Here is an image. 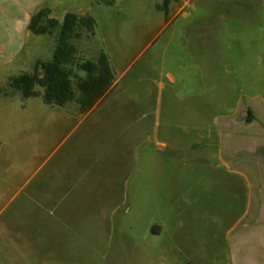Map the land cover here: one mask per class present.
<instances>
[{"label": "rangeland", "instance_id": "obj_1", "mask_svg": "<svg viewBox=\"0 0 264 264\" xmlns=\"http://www.w3.org/2000/svg\"><path fill=\"white\" fill-rule=\"evenodd\" d=\"M67 14L94 20L76 60L113 77L89 112L12 86ZM263 101L264 0H0V264H251L256 186L204 131Z\"/></svg>", "mask_w": 264, "mask_h": 264}, {"label": "trees", "instance_id": "obj_2", "mask_svg": "<svg viewBox=\"0 0 264 264\" xmlns=\"http://www.w3.org/2000/svg\"><path fill=\"white\" fill-rule=\"evenodd\" d=\"M43 13L32 17L29 29L33 34L42 35L49 32V26L55 21L43 23ZM92 30L94 20L67 14L61 27L59 46L53 60L38 64L44 70L33 74H23L15 78L12 86L25 98L39 96L38 88L44 90V102L51 106L64 107L76 101L82 112L91 111L113 87V77L107 57L101 55L97 62H78L76 48L72 39H79L81 29ZM83 73V74H82Z\"/></svg>", "mask_w": 264, "mask_h": 264}, {"label": "crops", "instance_id": "obj_3", "mask_svg": "<svg viewBox=\"0 0 264 264\" xmlns=\"http://www.w3.org/2000/svg\"><path fill=\"white\" fill-rule=\"evenodd\" d=\"M227 121L228 123H226ZM214 129H208L204 132H217V147L224 165L230 164V161H232L235 166L241 169L240 172L238 171L239 175H241L243 169L246 173L244 176L248 174L250 183L256 186L255 197H253L256 200L254 215L264 216V112L259 114L249 109L243 110L239 114L225 115L222 117V123L216 125L217 131ZM192 130H195V128H190V131ZM156 131L158 133V130ZM160 144L164 147L168 145L165 142ZM157 164L155 173H160L162 164L158 161ZM87 173L85 171L86 175ZM251 237L256 240L240 242V245L238 244L236 247L242 250L245 246L250 245L251 250L247 261L251 264H264V226L254 230ZM240 261L241 263L245 262L243 259Z\"/></svg>", "mask_w": 264, "mask_h": 264}]
</instances>
